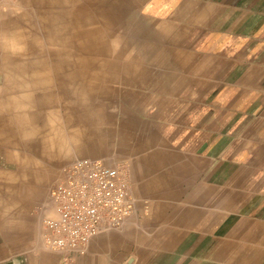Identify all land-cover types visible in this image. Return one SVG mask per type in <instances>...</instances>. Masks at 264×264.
Here are the masks:
<instances>
[{
  "label": "rangeland",
  "instance_id": "374dc122",
  "mask_svg": "<svg viewBox=\"0 0 264 264\" xmlns=\"http://www.w3.org/2000/svg\"><path fill=\"white\" fill-rule=\"evenodd\" d=\"M261 60L264 0H3L1 205L55 253L44 242L50 193L66 165L101 159L133 178L138 205L148 208L94 237L103 241L85 255L67 261L56 252L60 264H127L132 256L133 264H246L261 256L237 225L247 216L241 204L264 193V169L245 167L240 145L226 151L229 130L217 126L210 151L201 144L199 169L146 168L153 154L178 155L169 140L186 139L169 137L171 128L202 131L223 113L239 118L248 101L250 118L264 113ZM154 176L164 183L149 184Z\"/></svg>",
  "mask_w": 264,
  "mask_h": 264
},
{
  "label": "crops",
  "instance_id": "0c3cea01",
  "mask_svg": "<svg viewBox=\"0 0 264 264\" xmlns=\"http://www.w3.org/2000/svg\"><path fill=\"white\" fill-rule=\"evenodd\" d=\"M261 62L263 63L264 60H261ZM250 70H252V68H250ZM262 70L264 71V69ZM168 92H170L171 94L174 93L173 91H165V93L169 95ZM252 103L253 101H248L245 107L247 109H250L249 105H251ZM262 103L264 104V99L262 100ZM247 109L246 111L238 112L240 113L239 118L236 117V114L233 112L223 113L224 117H219V122H217L214 117L210 123H207V127L202 131L199 127L185 129L184 126H182V123H180V125L183 128L179 127L182 128L179 131L176 130L175 132H172L173 129L171 128L172 131L170 129L168 132L169 137L180 135L186 139L184 144L176 145L177 138H170L169 141L171 142H169L168 145V152H178V155L170 156V154L164 156L163 154H153V162H156V164H147L146 168H152L154 170L156 167L170 166L172 168V166H174L177 169L176 171L178 172H183L185 168L199 169V167L201 166L199 161L207 160L206 156H199V153L201 151V144L207 146L203 151H210L212 147L211 143L215 142L217 135L221 133L220 131H216L217 126L221 125L222 130H224L225 132L229 130L231 132L228 133V138L223 142L225 145H228L227 150L226 148L225 150L232 153L237 148V146L240 145L241 149L239 152H241L242 154L240 155L242 157L243 163L245 164V167L264 169V113H262L261 115L259 113H256L255 116L250 118L249 114L251 112H248ZM249 119H255V121L249 122ZM236 136H238V138H236ZM219 142L221 141L219 140ZM215 143H213V147L215 146ZM144 158H147V156ZM133 168H135L137 171L138 167L134 166ZM168 175H170V173ZM258 176L260 175H257V177ZM154 177L155 179H151L149 181L150 183L145 181L143 183H149L151 185H160L164 183V181L161 179V176ZM129 181L132 186V192L134 196L136 198H139L134 190L133 178L131 177ZM165 182H172L171 177H168ZM172 183H175V181ZM145 198H148L149 200L155 199L156 204L158 203L157 199L160 200L158 197L154 196ZM248 198L251 199V193L250 197H247V199ZM255 200L256 201L254 203L249 202L246 204H241L240 211L241 213L243 211V214L247 216L245 218H242L240 221V225L237 226L241 228V232L245 231L247 233L245 236L247 242L246 247L251 245L252 247L257 248V250L261 248L264 250V193L261 192L258 193V195L256 194ZM146 203L147 202H145V204L143 203L141 205H138L137 208L143 210L144 207H146ZM157 208L158 207H155L156 210ZM249 215L253 217H250ZM102 241L103 238L92 239L89 244V252L98 247L102 243ZM86 262V257H77L70 264H85ZM241 262H244L246 264H264V251L262 252L261 256L257 255V257L254 259L243 260ZM0 264H60V257L56 254V252L51 253L50 251H47L45 249H40L38 241H35L34 233L32 231L30 232L28 230H25L22 218L17 217L16 215L10 216L7 206L1 205V197Z\"/></svg>",
  "mask_w": 264,
  "mask_h": 264
},
{
  "label": "built area",
  "instance_id": "2783aa9c",
  "mask_svg": "<svg viewBox=\"0 0 264 264\" xmlns=\"http://www.w3.org/2000/svg\"><path fill=\"white\" fill-rule=\"evenodd\" d=\"M62 173L50 193L54 216L44 219V242L68 261L85 255L94 237L121 229L138 201L125 174L101 159H78Z\"/></svg>",
  "mask_w": 264,
  "mask_h": 264
},
{
  "label": "water",
  "instance_id": "95a60500",
  "mask_svg": "<svg viewBox=\"0 0 264 264\" xmlns=\"http://www.w3.org/2000/svg\"><path fill=\"white\" fill-rule=\"evenodd\" d=\"M135 262V257L132 256L129 258V260L127 261V264H133Z\"/></svg>",
  "mask_w": 264,
  "mask_h": 264
}]
</instances>
